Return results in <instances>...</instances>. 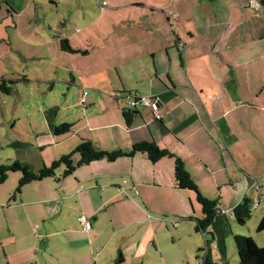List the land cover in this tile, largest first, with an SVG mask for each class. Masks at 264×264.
Returning a JSON list of instances; mask_svg holds the SVG:
<instances>
[{
  "label": "crops",
  "instance_id": "0c3cea01",
  "mask_svg": "<svg viewBox=\"0 0 264 264\" xmlns=\"http://www.w3.org/2000/svg\"><path fill=\"white\" fill-rule=\"evenodd\" d=\"M128 6L139 13L127 19L133 21L129 24L119 14L124 22L106 33V47L90 46L87 39L73 46L65 30L55 34L54 47L73 55L70 61L96 52L101 59L114 55L119 64L138 62L145 80L131 82L125 77L134 71L119 67V86H113L97 78L92 65L80 69L84 80L79 90H87L88 103L84 110H79L80 98L62 105L68 111L64 117L72 119L71 130L55 134L54 119L35 140L34 146L41 148L38 163L49 165L82 139L106 151H127L133 143L154 141L179 156L201 194L217 201L220 212L211 227L222 214L223 220L233 218L234 207L243 198L251 199V193L260 196L255 208L261 221L264 0H119L120 11ZM66 19L70 22L69 16L63 23ZM60 38H67L78 52L61 50ZM80 65L55 66L74 83ZM40 79L54 81L47 75ZM129 92L157 97L156 113L138 108L127 126L122 109ZM62 171L59 167L54 176L0 196V264H167L165 239L170 235L191 240L193 251L201 249L198 233L205 237L207 232L196 228V219L203 216L201 206L194 191L177 187L173 159L151 162L136 153L113 161L95 160L66 176ZM253 180L259 184L258 192L252 188ZM81 215L90 219V229H84ZM205 242L211 254L212 241ZM216 249V261H225V251L219 245Z\"/></svg>",
  "mask_w": 264,
  "mask_h": 264
},
{
  "label": "rangeland",
  "instance_id": "374dc122",
  "mask_svg": "<svg viewBox=\"0 0 264 264\" xmlns=\"http://www.w3.org/2000/svg\"><path fill=\"white\" fill-rule=\"evenodd\" d=\"M103 2L105 4H102ZM135 11L130 6L120 11L119 0H59L56 4L51 0H0V78L14 80L11 93L0 94V164L16 159L25 164L29 162L32 168H39L40 162L38 163L36 154L41 148L34 146L35 140L37 137H43L42 132L53 124L54 119L57 126L72 122L71 117H64L68 111L63 110L62 105L81 99L83 89L80 91L78 84L84 80V73H81L80 69L92 65V72L98 71L97 78L106 84L112 82L113 86H119L121 75L116 71L119 67L125 72L134 71L130 78L125 79L131 82L145 80L138 70V62L119 64L120 60H115L114 55L111 60H107L103 57L101 59L94 52L85 59L81 54L76 56V59L80 60L79 63L76 59L70 61L73 55L66 56L60 51L56 52L58 48L54 47L55 34L60 35L63 30L70 34L73 46L79 47L78 42L87 43V39L90 46L97 48L101 44L106 47V33L118 30L119 23L132 18V14L139 13ZM119 14L123 16L124 21ZM69 16L70 22L66 19L63 23V18ZM125 23L133 21L127 20ZM98 31L104 33V36L98 34ZM111 40H114V36ZM109 47L113 48L114 44ZM50 58L54 62L49 60ZM146 62L143 61V64ZM56 64L62 67L69 64L71 68L72 65L75 67L76 64H81L76 68V82H69L67 72L58 70ZM23 75L28 81L21 80ZM46 75L54 78V81L49 83L40 79ZM138 85L144 86L145 83ZM87 103V98L84 105L79 103V110H84ZM47 147L49 148V145ZM47 155L48 152H45L44 156ZM76 156L75 154L74 157ZM20 176V172H10L5 182L0 185V196L5 195L7 190H14ZM253 196L251 193V213L244 225H238L228 216L223 220L222 214L215 227H208L205 237L198 233V247H201L202 251H193L191 240L187 238L179 239L174 235L166 237V263L202 264V257L206 254L205 240H211V256L214 260L219 256L216 249V245H219L220 249L225 251L223 260L228 264H237L238 255L233 239L235 234L251 236V233L264 243V229L257 233L260 211L252 204ZM171 231H174L173 227Z\"/></svg>",
  "mask_w": 264,
  "mask_h": 264
},
{
  "label": "trees",
  "instance_id": "16d2710c",
  "mask_svg": "<svg viewBox=\"0 0 264 264\" xmlns=\"http://www.w3.org/2000/svg\"><path fill=\"white\" fill-rule=\"evenodd\" d=\"M58 45L61 50L74 53L78 52L73 48L67 38H60ZM24 81H28L25 75L21 76ZM13 79H7L5 77L0 78V94H9L12 91ZM131 95V93H126ZM124 122L127 126H130L135 118L139 114V110L136 107H131L128 104L122 109ZM71 123H62L55 126V134H65L71 130ZM136 153H142L147 156L151 162L159 161L162 158H171L174 162V179L178 188L188 189L195 192L197 202L201 206L202 218L196 219L197 230L206 231L207 228L214 224L219 209L217 208V201L204 197L196 184L190 177L183 160L170 152L166 148H160L154 141H140L133 143L129 150H114L106 151L97 148L93 142L89 139H82L75 146V148L69 152L62 154L57 159L51 161L49 165H43L37 171H34L29 165L20 162L19 160H13L10 163L0 164V185L5 182L10 172H20L21 176L18 179L15 193H19L23 186L34 180H41L46 177L55 175L56 170L59 167H63L62 176L71 174L77 167L89 164L92 161L106 159L107 161H113L123 156H133ZM78 156L75 160L74 155ZM251 213L250 199L243 198L233 209V219L238 225H244L249 219ZM264 227V218L260 221L257 227V231H261ZM236 251L238 255L237 264H264V246H258L250 236L235 234L233 236ZM202 251V249H199ZM202 264H228L225 260L223 262L216 261L212 258L210 250H206V254L202 257Z\"/></svg>",
  "mask_w": 264,
  "mask_h": 264
},
{
  "label": "built area",
  "instance_id": "2783aa9c",
  "mask_svg": "<svg viewBox=\"0 0 264 264\" xmlns=\"http://www.w3.org/2000/svg\"><path fill=\"white\" fill-rule=\"evenodd\" d=\"M102 4H105V2H103ZM115 95H116V97H120L121 96L120 93H116ZM86 97H87V91L85 89H83L82 96H81V99H80V103L81 104H83V105L85 104ZM127 97H128V102L127 103H128L129 106L136 107V108L148 107V108H150V110L153 113H156V110H157V107H158V103H159L157 97H154V96L148 95V94H146V95L145 94H140V93H133L131 95H127ZM252 188L256 189L257 192L259 191V184H258L257 180H253ZM259 201H260L259 194L252 197V204L255 207L258 205ZM223 212L224 211H222L221 213H223ZM79 221L83 225L84 229H90L91 221H90L89 218H87L84 215H81L79 217ZM174 225L177 226L178 222L174 221ZM204 232H206V231H204Z\"/></svg>",
  "mask_w": 264,
  "mask_h": 264
}]
</instances>
